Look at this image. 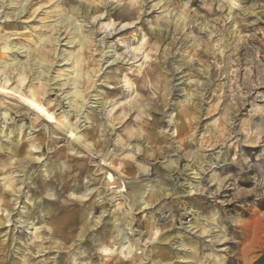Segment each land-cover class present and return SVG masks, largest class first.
<instances>
[{
	"label": "rangeland",
	"instance_id": "1",
	"mask_svg": "<svg viewBox=\"0 0 264 264\" xmlns=\"http://www.w3.org/2000/svg\"><path fill=\"white\" fill-rule=\"evenodd\" d=\"M0 38L51 66L7 82L1 39L3 85L101 151L0 96V264H264V0H0Z\"/></svg>",
	"mask_w": 264,
	"mask_h": 264
},
{
	"label": "bare ground",
	"instance_id": "2",
	"mask_svg": "<svg viewBox=\"0 0 264 264\" xmlns=\"http://www.w3.org/2000/svg\"><path fill=\"white\" fill-rule=\"evenodd\" d=\"M24 11H23V8H22L21 10H19L18 15H14V17H16V16L18 17L19 15H22L24 13ZM71 22H70L69 25H72ZM58 25H61L60 26L61 29H62V27H65V26H63L64 25V21H63V23L62 22L61 23L58 22ZM54 27H56V25ZM57 27H59V26H57ZM76 28L77 27H75V29ZM61 29H60V31H61ZM51 31H53V30H51ZM73 33H75L74 38H79V43L77 42V44H79L81 47H84V45L87 42L86 43H85V41L83 42V33L81 32V30H79V28H78L76 30V32H73ZM1 39L5 40L4 43H3V46H2V49L4 51L3 53H7L6 51H13L14 49H16V51L18 53L26 54L25 57L28 59V61H27L28 63L27 64H23V63L20 64L19 63V65H14L13 64V66H12V63H11V65H6V63H5V66L1 65V66H3L2 72H3L4 76L7 79V82L10 81V79L12 78V75L14 74L15 71H19L20 74L23 76L26 73L29 74L30 72L36 70L35 69L36 65H35L34 61H36V64L39 65V67L41 69L45 70L44 73H41L42 72L41 71L40 73H37V74H48L49 73L51 66H50V64H47L49 60H48V56L46 54L42 53V55H40V54L36 55L35 54L36 52H33V50L30 51L28 48H27L28 50H24L26 45L24 47H21V48L17 49L16 47L11 46L9 40H6L4 38H0V40ZM76 40H78V39H76ZM42 41L45 43V45L46 44H49V45L58 44L59 45L60 44V37H56L55 38L53 35H51L49 37H46V35H45V38H43ZM73 43H74V41L69 42L68 44L72 45ZM45 45L43 47L44 48L43 50L47 52V50H45L46 49ZM52 47H54V46H52ZM48 52H51V53L54 52L53 57L56 55V50L54 48L50 49ZM78 53L77 54L69 53L67 56L63 55L62 61L64 62L63 66L72 65L74 68H77L76 73L78 72V74H80L81 69H82V67H81V65H82V63H81L82 61L81 60L82 59H81L80 54H78ZM32 63H34V64H32ZM43 63H46V65L43 64ZM32 65L34 67V70L32 68ZM40 68H39V70H40ZM43 77H45V76L41 75L39 77V79L41 80ZM78 83H79V81L76 78H68L65 81V83L62 84V86L63 87L67 86V88H69V89L72 86V88H71L72 92L70 90H69L70 93L68 92L69 95H71V96H69V101H70V103L72 105L71 107H74L75 111L80 113L82 111V108H84V106H81L79 103L84 102V99L81 100L82 98H81V96L79 94V91H78ZM74 89H77V90H74ZM36 92L37 91H32V92L24 91L21 87L4 86L3 83L0 80V96L1 97H6V98H10V99H13V100L20 101L21 105L23 106V108L26 109V111L28 113L33 114L35 116V118H37L38 120H46L48 122H51V121L55 122L57 127L59 128V130L61 132L65 133L72 141H75L76 143H79V145L84 147L89 153H91V155L97 156V155L100 154L101 151H99L96 148V146H94L93 144L88 142L89 140L87 141L86 138L80 136L78 128H75L74 126L71 125V119H70L71 116H70L69 119L68 118L66 119V117L64 119L56 118L54 110L52 108H50V106L46 102L41 100L40 99L41 97L39 98ZM0 105L2 106V104H0ZM138 165L139 166H143L141 164H138ZM146 171H147V169L144 166V173ZM118 187H120V188H115V190H113V194L115 195L113 199H115V201L118 200L117 199V197H118L117 195H119V193L123 192L122 185H120ZM132 189L134 191L133 199H134V201H137L138 198H139L141 186L139 184H137V185H134V187H132ZM121 204L118 203L116 206L114 205L116 208H114V210L110 209L111 212L113 214H115L118 210H120V209L122 210V205ZM117 221L118 220L116 219L115 222H117ZM114 230L117 233V238L120 239L121 247L125 251V253H127V255H133V253L135 252V248L130 243V241L125 237V231L127 229H126V224L124 223V221L120 220L118 223H115L114 224ZM204 231L207 232V233L209 232L206 228H205ZM136 245L138 246L139 244L136 243Z\"/></svg>",
	"mask_w": 264,
	"mask_h": 264
}]
</instances>
